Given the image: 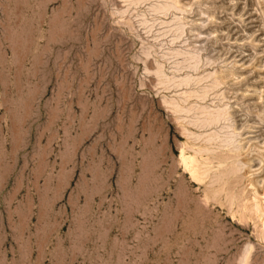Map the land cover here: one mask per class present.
Masks as SVG:
<instances>
[{
	"label": "rangeland",
	"instance_id": "rangeland-1",
	"mask_svg": "<svg viewBox=\"0 0 264 264\" xmlns=\"http://www.w3.org/2000/svg\"><path fill=\"white\" fill-rule=\"evenodd\" d=\"M0 264H264V0H0Z\"/></svg>",
	"mask_w": 264,
	"mask_h": 264
}]
</instances>
